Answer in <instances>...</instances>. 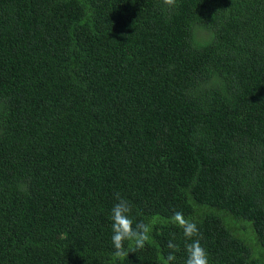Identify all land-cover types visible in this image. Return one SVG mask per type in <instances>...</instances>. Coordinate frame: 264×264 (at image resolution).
I'll return each mask as SVG.
<instances>
[{"label": "trees", "instance_id": "1", "mask_svg": "<svg viewBox=\"0 0 264 264\" xmlns=\"http://www.w3.org/2000/svg\"><path fill=\"white\" fill-rule=\"evenodd\" d=\"M177 211L264 264V0H0V264H185Z\"/></svg>", "mask_w": 264, "mask_h": 264}, {"label": "clouds", "instance_id": "2", "mask_svg": "<svg viewBox=\"0 0 264 264\" xmlns=\"http://www.w3.org/2000/svg\"><path fill=\"white\" fill-rule=\"evenodd\" d=\"M163 4L169 8L176 7V0H163ZM115 203L111 209V242L114 248V256L120 258L128 256L129 252L143 249L150 239L151 225L143 220H134L130 215L132 205L122 197L119 192L114 194ZM172 222L183 231L185 238L186 260L185 264H209L207 250L202 246L200 240L202 233L197 223L186 219L182 212H175L171 218ZM125 241L129 242V248L125 250ZM170 249L166 261L171 264L176 259L174 252L179 251V245L170 239L167 243Z\"/></svg>", "mask_w": 264, "mask_h": 264}]
</instances>
